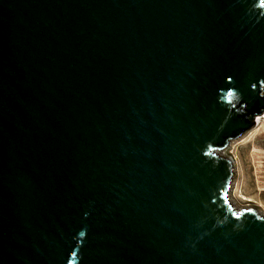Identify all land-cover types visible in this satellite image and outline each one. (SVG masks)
Returning a JSON list of instances; mask_svg holds the SVG:
<instances>
[{
    "label": "water",
    "instance_id": "water-1",
    "mask_svg": "<svg viewBox=\"0 0 264 264\" xmlns=\"http://www.w3.org/2000/svg\"><path fill=\"white\" fill-rule=\"evenodd\" d=\"M263 90L264 0H0V264H264Z\"/></svg>",
    "mask_w": 264,
    "mask_h": 264
},
{
    "label": "rangeland",
    "instance_id": "rangeland-1",
    "mask_svg": "<svg viewBox=\"0 0 264 264\" xmlns=\"http://www.w3.org/2000/svg\"><path fill=\"white\" fill-rule=\"evenodd\" d=\"M263 117L264 114L261 118ZM257 130L254 134L250 133L251 135L232 141L223 150V154L236 162V176H234L231 196L235 198L238 206L246 208L247 205L254 204L262 205V209H264V190L263 192L259 190L260 186H263L264 189V119ZM242 194H246L254 203L247 202Z\"/></svg>",
    "mask_w": 264,
    "mask_h": 264
},
{
    "label": "bare ground",
    "instance_id": "bare-ground-1",
    "mask_svg": "<svg viewBox=\"0 0 264 264\" xmlns=\"http://www.w3.org/2000/svg\"><path fill=\"white\" fill-rule=\"evenodd\" d=\"M263 93H264V90H263ZM262 119H264V117L263 118H261V117H259V118H256V124H257V126H256V124H255V128L252 130H249L248 132H246L245 133V135L243 136H241V137H246V136H248L250 133H255V132H257L258 130H257V128L260 126V124L262 123ZM251 135V134H250ZM253 136V135H252ZM249 138V137H248ZM239 139V138H238ZM234 141H237V139L236 140H233V142ZM230 143H232V142H230ZM225 150V149H224ZM219 154H220V156H222V157H225L224 155L225 154H223V152H219ZM225 158H230V157H225ZM230 159H232V158H230ZM232 162H233V166H234V168H235V166H236V162L232 159ZM235 174H236V169H235ZM259 190H262V192H263V186H260V188H259ZM263 194H264V192H263ZM242 196L244 197V199L247 201V202H253L254 203V201L251 199V198H249V197H247L246 196V194L244 195V194H242ZM231 201H232V203L234 204V206L237 208V209H242V208H245V207H239L238 206V204H237V202H236V200H235V198L233 197V196H231ZM250 208H255L258 212H259V214H264V209H262V205H247V207L245 208V209H250Z\"/></svg>",
    "mask_w": 264,
    "mask_h": 264
}]
</instances>
